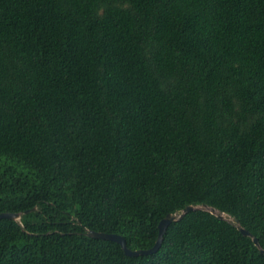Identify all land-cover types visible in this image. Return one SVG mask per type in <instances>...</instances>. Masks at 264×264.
<instances>
[{
  "label": "trees",
  "instance_id": "16d2710c",
  "mask_svg": "<svg viewBox=\"0 0 264 264\" xmlns=\"http://www.w3.org/2000/svg\"><path fill=\"white\" fill-rule=\"evenodd\" d=\"M187 206L259 247L207 211L85 236ZM1 213L0 264H264V0H0Z\"/></svg>",
  "mask_w": 264,
  "mask_h": 264
},
{
  "label": "water",
  "instance_id": "95a60500",
  "mask_svg": "<svg viewBox=\"0 0 264 264\" xmlns=\"http://www.w3.org/2000/svg\"><path fill=\"white\" fill-rule=\"evenodd\" d=\"M35 210V209H33ZM192 211H207L210 214L216 216L220 220L231 222L235 227H237L238 231L245 237L252 238L253 243L255 246L259 247L257 239H255L248 231L242 229L239 227V223L235 219H231L228 215L218 214L215 209L208 208L206 206L202 207H194V206H187L183 209V211L177 215V214H168L166 215L158 224V235L155 244L153 247L147 250H137V251H131L126 247V243L123 237L119 235L114 234H107V233H99L94 231L87 230L85 232V236L92 238V239H101V240H107L111 242L117 243L121 249L123 250L124 254L129 257H137V256H146L151 255L157 252V250L161 247L162 243V237L165 233L167 227L175 222L180 220L185 214L192 212ZM30 211H26L25 214L29 213ZM21 214L20 213H1L0 219H8L13 221H18L20 219ZM261 253L264 254V251L260 250Z\"/></svg>",
  "mask_w": 264,
  "mask_h": 264
}]
</instances>
